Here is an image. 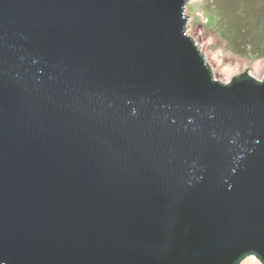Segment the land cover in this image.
I'll list each match as a JSON object with an SVG mask.
<instances>
[{
  "label": "water",
  "instance_id": "water-1",
  "mask_svg": "<svg viewBox=\"0 0 264 264\" xmlns=\"http://www.w3.org/2000/svg\"><path fill=\"white\" fill-rule=\"evenodd\" d=\"M187 1L0 0V264H264V75Z\"/></svg>",
  "mask_w": 264,
  "mask_h": 264
},
{
  "label": "rangeland",
  "instance_id": "rangeland-1",
  "mask_svg": "<svg viewBox=\"0 0 264 264\" xmlns=\"http://www.w3.org/2000/svg\"><path fill=\"white\" fill-rule=\"evenodd\" d=\"M187 4L189 32H198L216 73L223 74V80H233L235 74L254 70L264 75V55L236 52L224 27L228 15L246 4L252 7L246 19L253 20L259 11H264V0H188ZM237 19L242 21L241 16ZM239 264L263 263L255 254H250Z\"/></svg>",
  "mask_w": 264,
  "mask_h": 264
},
{
  "label": "trees",
  "instance_id": "trees-1",
  "mask_svg": "<svg viewBox=\"0 0 264 264\" xmlns=\"http://www.w3.org/2000/svg\"><path fill=\"white\" fill-rule=\"evenodd\" d=\"M249 8L252 9L246 4L232 11L224 27L236 52L244 55H264V11H259L257 17L250 20L246 19ZM240 16L242 21L237 19Z\"/></svg>",
  "mask_w": 264,
  "mask_h": 264
}]
</instances>
